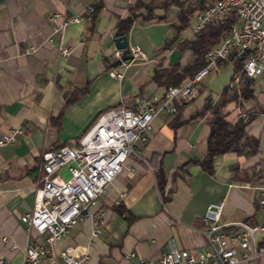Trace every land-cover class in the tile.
Wrapping results in <instances>:
<instances>
[{
    "label": "crops",
    "instance_id": "1",
    "mask_svg": "<svg viewBox=\"0 0 264 264\" xmlns=\"http://www.w3.org/2000/svg\"><path fill=\"white\" fill-rule=\"evenodd\" d=\"M94 1L0 0V134L17 129L14 141L0 145V255L14 264H24L28 243L43 239V234L29 232L20 219L33 205L41 174L40 153L74 139L103 108L135 106L140 96H160L164 88L151 77L155 64L161 59L163 63L178 59L182 65L190 53L180 52L173 42L156 54L172 32L169 16L163 20L137 17L126 37L128 46L136 44L142 53L130 58L120 77L111 76L104 58H115L116 19L127 14V4L134 0H103L96 22L89 29L88 12ZM170 10L175 13L176 7L171 4L165 11L155 8L158 13L168 14ZM53 11L64 18L79 15L81 19H71L62 30H54L48 18ZM189 27L180 39L193 34ZM137 28L146 31L142 32L144 36L135 35ZM62 47L70 49L63 53ZM222 65L219 63L216 71ZM254 77L255 98L241 104L231 101L225 106L229 118L239 117V110L259 109L246 126L259 136L254 154L227 151L215 156L213 172L190 163L186 171L180 170L173 177L182 163L204 154L208 125L202 115L174 129L169 124L170 113L159 111L152 118L146 141H136L137 151L128 155L121 171L91 207V213L54 242V259L41 258L34 264H67L58 251L74 244L87 249L85 264H139V256L157 258L166 249L170 235L180 246H202L205 236L200 217L210 202L223 201L222 221L264 224V203L260 202L264 178L240 180L233 169H246L264 159V71ZM201 80L184 104L182 115L194 112L209 95L201 92ZM82 86L87 90L66 105L58 119L51 118L64 104V93ZM159 165L166 174L164 189H173L168 201L162 199L156 185ZM59 173L69 175L64 166ZM118 203L136 218L128 223L115 209ZM98 212H102L103 222L99 232L91 235ZM256 235L260 238L264 233L257 231ZM131 250L135 255L128 259L125 254ZM238 264H264V254Z\"/></svg>",
    "mask_w": 264,
    "mask_h": 264
},
{
    "label": "built area",
    "instance_id": "2",
    "mask_svg": "<svg viewBox=\"0 0 264 264\" xmlns=\"http://www.w3.org/2000/svg\"><path fill=\"white\" fill-rule=\"evenodd\" d=\"M234 10L239 24L226 30L221 41L209 47L202 54L204 64L181 83L168 84L160 96L138 97L135 106L122 104L104 110L78 138L57 147L44 150L40 154L41 174L35 186L33 205L20 215L26 229L43 234V239L32 240L24 252V264H34L41 258L53 260L54 242L84 215L91 213L101 193L108 183L119 173L132 152H136V141L145 142L151 121L159 111L176 110L175 101L191 97L196 85L213 68L219 69V59H229L230 53L244 57L241 70L250 76L264 71V0H213L205 8L197 10L191 21L189 32L194 33L207 22ZM54 30H62L66 23L80 20L74 15L64 18L53 11L48 16ZM70 47H62L63 53ZM122 48H116L114 57L118 65L108 69L111 76L120 77L130 58L141 54L138 45L128 46L129 57L122 55ZM238 81L235 74L228 84ZM239 117L245 119L247 111L239 110ZM17 129H9L0 134V145L15 140ZM66 167L69 175L59 173ZM264 194V184L261 186ZM264 203V195L260 198ZM223 201L210 202L201 215L200 229L205 243L197 247L180 246L173 235L166 239V249L157 258L139 256V264H238L250 262L264 254V224H250L246 221H222ZM103 222L102 212H98L93 222L91 235L99 232ZM67 264H85L88 251L79 244L67 245L58 251ZM135 251L125 257L131 259ZM0 264H14L0 255ZM127 264H132L131 262Z\"/></svg>",
    "mask_w": 264,
    "mask_h": 264
},
{
    "label": "trees",
    "instance_id": "3",
    "mask_svg": "<svg viewBox=\"0 0 264 264\" xmlns=\"http://www.w3.org/2000/svg\"><path fill=\"white\" fill-rule=\"evenodd\" d=\"M212 1L213 0H134L127 4L128 12L126 15L117 16L115 35L127 34L133 20L137 17H141L144 20L165 19L167 14L165 12H155V8L161 7L165 11L171 4H173L176 7V11L174 13V18L170 21L172 32L169 39L164 41L156 49L155 53L159 54L163 50L169 48L173 42H175V46L180 52L189 50L190 53L185 63L182 65H180L178 59L167 63H163L162 59L159 60L154 66L151 77L158 86H163V88L171 83H181L205 63L202 56L203 52L209 47L218 44L221 41L222 34L226 30L239 24L237 14L234 10H230L223 15L210 20L193 34L180 39V36L183 35V31L190 26L195 12L205 8ZM102 6L103 0H95L90 5L88 12L89 29H92L96 22L99 10ZM121 50L122 55L128 58V44ZM243 59L244 57L234 56L233 53H230L229 59L218 60V63L223 64L231 61V78L237 74L238 81L233 86L226 83L222 87L217 98H213L211 95H206L201 106L187 115H182L181 111L184 104L189 101L192 96L184 98L181 101H175L176 110L169 112L171 115L169 124L172 128L175 129L184 121L205 115L208 132L206 135L204 154L200 158L190 159L182 163L177 170L173 172V177L181 172L180 170L186 171L187 166L190 163H198L202 169L208 172H213L214 158L220 153L234 151L237 154L249 156L258 150L259 136L250 132L246 126L259 112V109H254L253 111L251 110L252 107L247 109V117L243 119L241 117H227L229 111L225 108L226 104L231 101L236 104H241L243 100L255 98V77L248 75L245 71L240 69ZM104 64L106 68L117 66L118 59L113 58L110 60L108 57H105ZM199 89L201 90V88ZM86 90L87 86L74 87L69 93H64V104L60 107L57 114L51 116V118L58 119L65 106L74 101ZM113 106L114 105L98 111L94 118L74 138L78 139L104 110ZM263 109L264 106H261V110ZM63 143H65V141L61 144ZM233 169L235 178L240 180L264 178V159H258L246 169H238L237 166H234ZM155 180L162 199L164 201L170 200L173 189L170 188L167 191L164 189L166 174L161 165H159L155 171ZM115 209L124 215L128 223L136 218V215L127 209L122 203L116 204Z\"/></svg>",
    "mask_w": 264,
    "mask_h": 264
},
{
    "label": "rangeland",
    "instance_id": "4",
    "mask_svg": "<svg viewBox=\"0 0 264 264\" xmlns=\"http://www.w3.org/2000/svg\"><path fill=\"white\" fill-rule=\"evenodd\" d=\"M167 16H169V19L172 20L174 18V13L170 10ZM151 27H155V26H151ZM143 31L145 30L137 28L135 30V35L142 37L144 36V33H142ZM231 68H232L231 63L228 62L222 65L219 71H216L215 68L211 69L201 80L203 84L201 92L209 94L212 97L217 96L220 93L223 84L226 83L228 80H230V76L232 72Z\"/></svg>",
    "mask_w": 264,
    "mask_h": 264
},
{
    "label": "water",
    "instance_id": "5",
    "mask_svg": "<svg viewBox=\"0 0 264 264\" xmlns=\"http://www.w3.org/2000/svg\"><path fill=\"white\" fill-rule=\"evenodd\" d=\"M114 42H115L116 48H123V47H125L128 44L127 43L126 34L116 35L114 37Z\"/></svg>",
    "mask_w": 264,
    "mask_h": 264
}]
</instances>
